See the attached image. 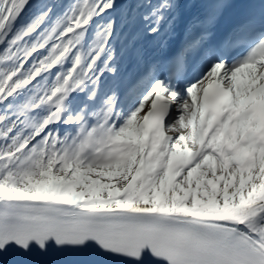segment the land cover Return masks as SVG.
<instances>
[{"label":"snow or ice","instance_id":"1","mask_svg":"<svg viewBox=\"0 0 264 264\" xmlns=\"http://www.w3.org/2000/svg\"><path fill=\"white\" fill-rule=\"evenodd\" d=\"M231 6L0 0V264H264V0L214 39ZM137 20L182 39L125 87Z\"/></svg>","mask_w":264,"mask_h":264},{"label":"bare ground","instance_id":"2","mask_svg":"<svg viewBox=\"0 0 264 264\" xmlns=\"http://www.w3.org/2000/svg\"><path fill=\"white\" fill-rule=\"evenodd\" d=\"M57 0H35L33 3H53V2H56ZM70 2V0H59V4H68ZM184 4H185V7L182 9V14H183V17L185 19H187V17H189L191 14L194 13V2L193 0H183ZM131 32L132 34H136L138 35V40L136 41V45H135V48L136 50H138L141 55H142V59L137 62L134 58V55L133 54H126V56L128 55V58H126V63L124 64L123 61H121L120 64H124V67L121 69V73L122 75L124 76V79L126 81H131V77H132V73L133 71H135V69L143 64V57L146 56V55H159V54H162L163 53H168L170 48L172 47L173 45V42H174V38L176 37H179L181 34H177V36L173 37V38H168L167 40L165 41H162L161 38H158V41H157V46L154 47V49L150 50L149 49V44L146 43V38L143 37L144 35V23L140 20H137L136 24L134 25V27L131 29ZM159 37V36H158ZM165 42H167V46L166 47H162V45L165 44ZM145 45V48L144 46ZM150 45H153V44H150ZM124 44L122 46H120L119 48H123ZM140 48L142 50V48H144V51L146 52H143L145 54H142V52L140 51Z\"/></svg>","mask_w":264,"mask_h":264}]
</instances>
